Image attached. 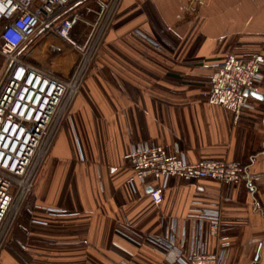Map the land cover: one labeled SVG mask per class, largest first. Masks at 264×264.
I'll return each mask as SVG.
<instances>
[{
  "label": "crops",
  "instance_id": "1",
  "mask_svg": "<svg viewBox=\"0 0 264 264\" xmlns=\"http://www.w3.org/2000/svg\"><path fill=\"white\" fill-rule=\"evenodd\" d=\"M95 1L82 8L96 9ZM85 28L74 26L71 37L85 42ZM229 54L264 56V0H124L0 264H173L149 237L174 225L189 251L208 210L221 213L227 264H264V65L257 97L237 121L203 96L213 74L205 66ZM145 144L190 164H239L245 181L173 178L156 206L153 184L128 183L125 156Z\"/></svg>",
  "mask_w": 264,
  "mask_h": 264
},
{
  "label": "built area",
  "instance_id": "2",
  "mask_svg": "<svg viewBox=\"0 0 264 264\" xmlns=\"http://www.w3.org/2000/svg\"><path fill=\"white\" fill-rule=\"evenodd\" d=\"M77 1L0 0V56L8 74L0 92V254L123 4V0H96L100 11L85 42L77 43L71 39L73 22L63 18ZM137 34L145 39L142 32ZM263 65L261 54L247 60L229 54L206 65L213 71L210 88L203 94L207 103L230 111L238 121L250 107L251 94L258 93ZM78 146L84 159L79 141ZM125 160L133 169L128 183L153 184L148 195L156 206L173 178L208 179L224 185L245 181L239 164H190L158 145L135 146ZM47 213L65 214L58 209H47ZM220 227L221 213L208 210L200 216L193 239L196 245L189 251L182 249L174 225L163 237L148 241L167 251L173 264H227L231 242L220 236Z\"/></svg>",
  "mask_w": 264,
  "mask_h": 264
},
{
  "label": "rangeland",
  "instance_id": "3",
  "mask_svg": "<svg viewBox=\"0 0 264 264\" xmlns=\"http://www.w3.org/2000/svg\"><path fill=\"white\" fill-rule=\"evenodd\" d=\"M84 1L85 0H79L76 3L72 4V6L69 9H67L66 14L64 15L63 18L64 19L65 18L70 19L73 22V27L74 26L86 27L85 30L87 31V29H88L87 34H86V36H87L89 31H90V29H91V27H92V24H93V22L95 20L96 15L100 11V6L95 1L96 5H97L96 9H92L91 7H89L88 9H84V8H82L83 4L85 3ZM123 2H124V0H123ZM119 14H118V16H119ZM110 30H109V32H110ZM109 32H108V34H109ZM71 39L74 42H77L72 37H71ZM36 41L37 40H35L32 44H34ZM77 43H79V42H77ZM7 77H8V74H7L6 68L4 67V61H3L2 57L0 56V92H1L3 86H4L5 82H6ZM26 209H27V205L23 206L21 208V211H20L19 214L20 215L24 214L26 212ZM20 215H19V217H20Z\"/></svg>",
  "mask_w": 264,
  "mask_h": 264
},
{
  "label": "water",
  "instance_id": "4",
  "mask_svg": "<svg viewBox=\"0 0 264 264\" xmlns=\"http://www.w3.org/2000/svg\"><path fill=\"white\" fill-rule=\"evenodd\" d=\"M246 94H248V93H246ZM251 96H255V97H257V95H256V94H251ZM150 191H151V189H150Z\"/></svg>",
  "mask_w": 264,
  "mask_h": 264
}]
</instances>
